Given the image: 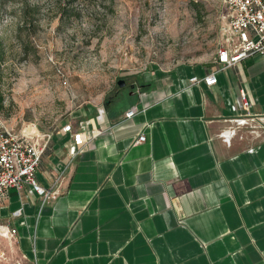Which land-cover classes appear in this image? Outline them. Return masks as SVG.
<instances>
[{"label": "crops", "instance_id": "crops-1", "mask_svg": "<svg viewBox=\"0 0 264 264\" xmlns=\"http://www.w3.org/2000/svg\"><path fill=\"white\" fill-rule=\"evenodd\" d=\"M215 59L137 79L126 109L116 95L37 128L49 140L35 179L55 194L23 186L0 203L24 262L264 264V55Z\"/></svg>", "mask_w": 264, "mask_h": 264}, {"label": "rangeland", "instance_id": "rangeland-1", "mask_svg": "<svg viewBox=\"0 0 264 264\" xmlns=\"http://www.w3.org/2000/svg\"><path fill=\"white\" fill-rule=\"evenodd\" d=\"M226 26L223 0H3L0 125L52 131L116 95L126 109L137 79L211 60ZM0 264H28L1 228Z\"/></svg>", "mask_w": 264, "mask_h": 264}, {"label": "built area", "instance_id": "built-area-1", "mask_svg": "<svg viewBox=\"0 0 264 264\" xmlns=\"http://www.w3.org/2000/svg\"><path fill=\"white\" fill-rule=\"evenodd\" d=\"M226 29L223 41L216 51L215 62L223 66H233L250 56L264 55V0H223ZM193 82H198L195 78ZM204 84L211 87L217 80L214 74L205 77ZM241 106L249 108V99L244 91L239 94ZM135 109L125 113L130 119ZM65 133H71V126L62 127ZM79 138V134H76ZM49 137L41 135L36 125H27L19 132L8 131L0 125V203L7 197L9 190L19 192L28 186L43 202L54 196L40 187L35 172ZM145 141L138 136L135 143ZM14 232H12L13 234Z\"/></svg>", "mask_w": 264, "mask_h": 264}, {"label": "water", "instance_id": "water-1", "mask_svg": "<svg viewBox=\"0 0 264 264\" xmlns=\"http://www.w3.org/2000/svg\"><path fill=\"white\" fill-rule=\"evenodd\" d=\"M117 86H118L119 88H123V87L125 86V82H124V81H118V82H117Z\"/></svg>", "mask_w": 264, "mask_h": 264}, {"label": "flooded vegetation", "instance_id": "flooded-vegetation-1", "mask_svg": "<svg viewBox=\"0 0 264 264\" xmlns=\"http://www.w3.org/2000/svg\"><path fill=\"white\" fill-rule=\"evenodd\" d=\"M129 88L132 90L133 87L132 86H129ZM114 96V95H113ZM113 98L112 97H108V99L106 100V103L110 102Z\"/></svg>", "mask_w": 264, "mask_h": 264}, {"label": "trees", "instance_id": "trees-1", "mask_svg": "<svg viewBox=\"0 0 264 264\" xmlns=\"http://www.w3.org/2000/svg\"><path fill=\"white\" fill-rule=\"evenodd\" d=\"M2 3H3V0H0V6L2 5ZM0 59H1V53H0Z\"/></svg>", "mask_w": 264, "mask_h": 264}]
</instances>
